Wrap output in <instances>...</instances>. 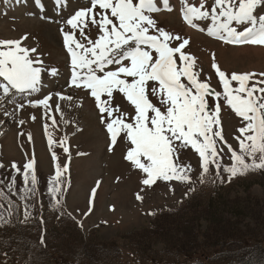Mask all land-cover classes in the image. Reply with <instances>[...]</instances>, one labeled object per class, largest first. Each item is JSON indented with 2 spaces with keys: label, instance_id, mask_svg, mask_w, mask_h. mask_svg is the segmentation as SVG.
Returning <instances> with one entry per match:
<instances>
[{
  "label": "snow or ice",
  "instance_id": "1",
  "mask_svg": "<svg viewBox=\"0 0 264 264\" xmlns=\"http://www.w3.org/2000/svg\"><path fill=\"white\" fill-rule=\"evenodd\" d=\"M14 2L20 4L22 0ZM50 2L51 17L46 14L44 0H34V5L43 14L41 18L55 22L63 17L69 0ZM181 4L182 19L193 29L226 45L264 46V0H181ZM162 11H173L170 0H89V6L75 10L60 28L68 79L58 91L51 88V83L58 84L63 73L47 63L37 47L25 45L27 33L0 39V125L6 123L4 118H10L24 126L26 120L18 118L17 113L26 107L41 108L43 118L51 122L44 124L55 161L47 194L58 221L68 217L84 227L83 219L78 220L67 210L64 199L70 186V138L65 134L57 139L49 130L58 126L56 113L61 118L65 115L61 102H67L70 108L84 106V98L77 99L68 90L82 91L92 101L98 122L106 131L109 152L118 143L127 145L123 159L141 176L138 201L145 199L141 194L145 189L158 182L186 186L183 198H189L197 191V183L223 186L264 170V71L229 73L222 70L213 53L211 67L218 77L217 90L211 77L201 79L203 69L197 67V58L185 50L190 37L160 26L156 14ZM45 91L47 94L33 96ZM115 94L126 100L131 112L122 110L119 104L114 106ZM222 104L240 121L232 137L235 147L225 134ZM30 119L34 121L36 116ZM71 123L65 120V124ZM25 135L31 144V132H18V136ZM19 146L23 149V144ZM54 146L65 154L63 163ZM189 150L197 156L195 167L181 158ZM23 154L26 160L22 164L11 161L5 165L0 160V209L4 210L0 212V224H11L13 216L18 215V196L23 202V219L19 222L28 224L38 219L43 225V216H34L37 204L43 207L37 196L35 152ZM100 186L97 180L82 216L92 213ZM177 203L182 204L183 199ZM164 211L161 208L148 215ZM45 231L42 229L39 237L42 246H46ZM0 255L5 257L0 264H7L8 253Z\"/></svg>",
  "mask_w": 264,
  "mask_h": 264
},
{
  "label": "rangeland",
  "instance_id": "2",
  "mask_svg": "<svg viewBox=\"0 0 264 264\" xmlns=\"http://www.w3.org/2000/svg\"><path fill=\"white\" fill-rule=\"evenodd\" d=\"M44 2L47 4V16H53L50 0H44ZM191 2L197 3L198 0H191ZM170 4L173 11H162L156 14V18L160 26L165 27L166 30L190 37V44L185 50L197 58V67L203 69L201 79L206 76L211 77L212 86L220 90L218 77L211 67L213 53H215V61L219 63L222 70L229 73L233 71L238 73L264 71V46L226 45L209 37L206 32H200L187 25L180 12L181 0H170ZM86 6H89V0H69L63 17H58L53 22L41 18L43 14L34 5V0H28L27 4H24L23 0L20 4H15L14 0H8V3L5 4L4 0H0V39L19 38L27 33L28 40L25 41V45L37 47L38 52L45 57L46 62L59 67L63 73V78L58 84L49 82L51 88L58 91L68 79V61L60 28L64 19L73 14L75 10ZM29 13H35V15H29ZM68 91L70 94H74L77 99L84 98L88 109L85 110L83 107L70 108L67 102H61L65 115L61 118L60 114L56 113L58 126L49 130L57 139L65 134L70 138L69 143L72 151L70 186L66 187L64 199L67 210L72 212L78 220L83 219V228L68 217H62L58 221V213L51 210L47 194V181L50 176L54 175L55 161L51 156L53 149H49L47 135L44 131V124L51 122L43 118V110L26 107L18 112L17 117L26 120L22 127L10 118H4L6 123L0 125V132H3V135H0V160L5 165L11 161L22 164L26 160L24 152L30 154L35 152L36 171L39 180L37 196L43 207L41 209L40 204H37L34 216L42 215L44 224L41 225L38 219H33L31 223L21 224L18 230L16 229L17 232H20L19 240L23 241L27 250L34 247L32 242L36 236L40 235L41 232L39 233V231L44 228L46 230L45 242L48 241L51 246H58V250L67 252L68 256H74L75 264H131L136 259L134 254L136 249H139L138 245L130 243L131 235L135 240L138 232L155 227L161 229V225L171 223L170 214L179 217L181 223L179 226L192 229L194 224L193 211H185L186 207L184 206L190 200L192 206L206 204L209 200L212 202L210 216L215 226L218 222L220 224L224 222L223 218L230 219L234 211L244 212L239 214L242 216L239 219H244L243 223H249L253 218L259 217L260 207L257 204L264 197V170H257L246 176L238 177L232 183L223 186L213 183L202 185L197 183L195 195H191L189 198H183V194L187 190L186 186L178 182L172 184L158 182L153 188L145 189L141 193L145 199L142 202L138 201L136 194L141 192V176L123 159L127 145L118 143L113 151L109 152L108 137L104 127L98 122V115L92 101L87 99L86 94L82 91ZM43 94H47L46 91L34 93L33 96H42ZM113 104L114 106L119 104L124 111H132L126 100L119 94L114 95ZM33 114L36 116L34 121L30 119ZM67 119H70L72 123L65 124ZM221 119L226 137L235 147L236 142L232 137L240 126L239 119L223 104ZM20 131L25 134L27 132L32 133L33 141L31 144L27 141L26 135L18 136ZM21 144H23V149L19 146ZM54 150L63 163L66 160L65 154L59 147L54 146ZM78 152L86 155L78 156ZM181 158L191 161L194 167L197 163L196 154L190 150L183 153ZM193 178L195 179V175ZM97 180L101 181V186L97 190L93 211L84 217L82 214L88 207L90 192ZM17 182L18 184L20 182L19 176ZM173 188L175 189L174 192L171 191ZM15 199L20 205L18 210L20 221L23 219V202L19 200L18 196ZM181 199H183V203L178 204L177 202ZM3 203L6 205L7 202L4 201ZM161 208L165 211L158 217L148 215L150 211ZM169 208L173 211H167ZM220 217L222 218L220 219ZM35 222H37V226H34ZM199 224L200 228L205 229L207 220L202 219ZM37 228L40 230L35 232ZM9 232V229L0 225V244L4 242L2 240ZM159 240L156 236H151L144 241L150 243L156 250L162 251L164 244L157 242ZM99 245H118L120 249L115 255H109L108 250L101 249ZM4 246L2 243L0 250ZM22 248L24 247L22 246ZM52 250L55 251V248ZM14 252L12 251V257L17 258ZM4 259L5 257L0 255V262ZM10 259H8L7 264L10 263ZM19 263L29 264V256L21 259Z\"/></svg>",
  "mask_w": 264,
  "mask_h": 264
},
{
  "label": "trees",
  "instance_id": "3",
  "mask_svg": "<svg viewBox=\"0 0 264 264\" xmlns=\"http://www.w3.org/2000/svg\"><path fill=\"white\" fill-rule=\"evenodd\" d=\"M191 203L190 200L184 205L185 211H193L195 225H192L191 230L179 226L181 225L179 217L170 214L171 223L161 225V229L155 227L138 232L135 240L131 235L130 243H135L139 247L134 253L136 259L131 264H264V215H262L264 197L257 204L260 207L259 217L253 218L251 222L243 223L244 219H239L242 217L239 214L244 212L234 211L230 219L223 218L224 222L221 224L218 222L217 226L214 225L210 216L212 209L210 200L206 204H195V206L190 205ZM2 211L4 210L0 209V212ZM160 214L152 217H158ZM202 219L207 220L205 229L200 228L199 222ZM0 225L10 231L4 236L2 243L5 246L0 250V253L3 251L7 252L8 256L10 255L11 259L8 264H20V260L26 256H29V264H75V257L68 256L67 252H60L58 246H51L48 241L45 242L46 246L40 245V235L36 236L32 242L34 247L27 250L23 241L19 240L20 232L16 231L21 225L18 215L13 216L11 224ZM35 225L37 226V222L34 223ZM39 230L37 228L35 232ZM151 236H156L160 239L157 242L164 244L162 251L156 250L150 243L144 241ZM99 247L108 250L109 255H115L120 249L118 245H99ZM52 248H55V251ZM12 251H15L17 258L12 257Z\"/></svg>",
  "mask_w": 264,
  "mask_h": 264
},
{
  "label": "bare ground",
  "instance_id": "4",
  "mask_svg": "<svg viewBox=\"0 0 264 264\" xmlns=\"http://www.w3.org/2000/svg\"><path fill=\"white\" fill-rule=\"evenodd\" d=\"M83 108H85V110L88 109L87 103L84 102V106H83Z\"/></svg>",
  "mask_w": 264,
  "mask_h": 264
}]
</instances>
